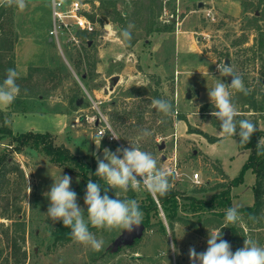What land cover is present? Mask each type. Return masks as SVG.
<instances>
[{"label": "rangeland", "instance_id": "1", "mask_svg": "<svg viewBox=\"0 0 264 264\" xmlns=\"http://www.w3.org/2000/svg\"><path fill=\"white\" fill-rule=\"evenodd\" d=\"M101 1L81 2L88 3L89 13H94L100 10ZM26 2L27 8L16 15L18 25L28 26L34 14H38L41 21L47 19L51 0ZM117 2L118 10L129 19V25H133L131 42H123L115 31L112 34L104 32L107 23L114 29L119 26L113 14L99 17L97 30L82 37L80 48L62 44L63 52L58 47L51 52L52 65L46 70L32 71L33 79H40L41 85L24 84V89L11 104L12 110L4 111V117L11 126V113L23 108L36 112H67L68 124L61 134H53V142L93 165L97 164L96 156L103 158L105 148L113 152L118 148L115 143L102 139L97 149L92 139L97 131L93 118L101 112L127 147L138 143L141 150L152 154L159 167L178 171V174L174 171L170 183L177 192L176 217L179 219L171 221L168 211L159 203L158 214L151 219L155 224L146 227L142 223V234L133 240L125 239V231L98 230L91 226L90 231L103 241L101 251H93L72 238L57 240L54 233L62 221L53 222L46 216L50 201L43 193L50 190L53 179H58L60 174L70 176V188L77 193V203L86 217L87 206L80 194L82 176L50 162L42 151L29 148L12 151L6 147L8 139L0 137V152L7 148L26 178L17 200L19 215L0 214V264H14L15 254L11 247L14 239L19 248L16 259L20 264H192L189 249L194 247L197 253L206 251L209 232L221 228L223 239L225 231L229 230L224 240L230 243L233 253V247L244 246V239L264 246V215L252 223L241 215L236 225L243 228V234L240 233L236 245L229 229L231 224L223 228L225 215L214 213H220L223 208L194 212L190 207L191 197L208 200L214 193L224 190L223 185L240 174L245 162L246 155L239 149L237 140L234 137L224 139L220 134V122L211 115L215 109L208 97V88L211 89L216 81L206 73L208 70L213 77L229 84L228 77H221L217 68V64L229 62V66L242 76L248 92L261 98L264 47H260L259 39L264 36V20L258 19L259 29L252 21L264 11V0L260 6H256L259 0ZM244 6H248L247 10ZM15 9L7 8L3 18L4 28L14 32V37ZM88 43L90 48H87ZM73 59H81V66L76 67ZM87 60L92 68L86 65ZM86 72L92 75L87 84L81 79V74ZM115 75L119 80L114 85L111 77ZM31 91L34 92L31 97H24ZM231 91L239 112L236 120L257 118L258 123L263 121L258 118L261 114L242 104L240 92ZM155 92L160 99L173 103V115L166 116L151 105V100L156 98ZM38 96L41 97L39 101ZM73 97L82 99V104L70 102ZM125 112L130 114L123 115ZM143 129L152 135L138 141ZM208 136L219 138L211 142ZM201 141H204L202 145ZM161 143L165 145L159 149ZM194 173H199L201 184L192 182ZM10 177L17 182L16 172H11ZM254 181V174L246 170L243 182L231 188V207L253 204ZM14 183L11 188L17 190L18 183ZM145 191L143 187L134 191L135 199H143ZM120 196L127 197L125 193H119ZM19 224L25 232L19 231ZM172 243L176 244L178 252L171 250Z\"/></svg>", "mask_w": 264, "mask_h": 264}, {"label": "clouds", "instance_id": "2", "mask_svg": "<svg viewBox=\"0 0 264 264\" xmlns=\"http://www.w3.org/2000/svg\"><path fill=\"white\" fill-rule=\"evenodd\" d=\"M63 3V0H60ZM52 6H58L57 0H51ZM0 7H15L23 12L27 8L26 0H0ZM120 28L107 23L103 30L106 34H112L114 31L125 43H130L132 39L131 28ZM221 77H232L231 84H226L220 79H216L208 70L206 75L216 81L214 86L208 88V97L215 109L211 115L220 122V134L224 139L239 136V144H249L250 138L257 126L264 130V121L257 123L249 119L236 120L239 114L236 105L232 101V91L248 94L243 78L235 72L232 65L224 63L217 64ZM20 78V73L9 68L6 77L0 83V106H10L20 94V87L16 81ZM151 105L160 113L168 116L173 115L175 108L173 103L166 99L151 100ZM111 131V130H109ZM105 131H100L92 139L97 147L100 148L101 141L105 136ZM152 133L146 129L140 131L137 140L151 136ZM113 139H121L112 132ZM264 145V138L258 142V147ZM95 155V154H94ZM122 156V158H121ZM97 169L95 176L104 181V194L101 195L102 185L89 179L86 185L84 204L87 206V216L84 210L77 203V193L70 188L71 177L61 175L58 179H53L54 183L50 190L43 195L50 201L46 216L53 222L62 221L66 228L70 229L72 239L80 244L90 246L93 251H101L103 241L97 239L91 228L112 231L119 229L131 232L134 227L143 223V212L136 199H120L119 193L115 192L116 198L112 199L107 194L108 188L119 189L122 192L129 190L139 191L142 187L151 195H166L171 189L170 177L174 175V169L161 168L157 160L151 153L141 150L137 144H130L128 148H117L115 152L105 148L103 158L96 156ZM140 178L139 180L137 178ZM142 181V182H141ZM31 192V188H29ZM242 219L237 207H229L225 211L224 227L229 224L235 225ZM222 229V228H221ZM220 230L209 232L207 239V249L204 252L197 253L195 248L189 249V259L192 264H264V246H259L251 239H244V246L237 249L234 253L231 251L229 242L222 238ZM173 252H178L176 244L170 245ZM167 255V253H166Z\"/></svg>", "mask_w": 264, "mask_h": 264}, {"label": "trees", "instance_id": "3", "mask_svg": "<svg viewBox=\"0 0 264 264\" xmlns=\"http://www.w3.org/2000/svg\"><path fill=\"white\" fill-rule=\"evenodd\" d=\"M83 1V0H80ZM101 6L99 9L95 10L94 13H87V15L95 22L101 20L100 18L107 17L110 13L113 14V19L118 22L120 28H126L129 25V19L126 20L123 14L118 10V2L117 0H102ZM263 0H259V3L256 6H260ZM252 5V4H251ZM248 6H244V9L247 10ZM5 7H0V83L6 77V72L9 68L15 69V61H14V43L16 40V35L14 37V32L4 28V20L6 13ZM109 9L113 11L110 12ZM100 17V18H99ZM264 20V11H262L261 16H254V20L252 23L258 29L260 28L258 25V19ZM100 22V21H99ZM131 34H133V28H131ZM91 35V34H88ZM260 47H264V36H261L259 39ZM91 45L88 43L87 48H90ZM8 53V55H7ZM73 63L76 67H80L82 64L81 59L74 60ZM87 66L92 65L88 60L86 61ZM47 67H31L29 68V73L27 76L21 77L16 81V83L20 87V91L24 89L23 85L27 83H31V85H41V81L33 79V72L46 70ZM48 73H51L50 71ZM92 75L90 72L82 73L81 79L85 84L91 80ZM29 89H34L29 88ZM34 92H26L24 97H31ZM156 98L160 99L158 93L155 92ZM242 104L248 105L252 107L255 113H259L262 116L258 117L264 121V91L260 93L261 98L258 99L253 94L249 93L244 95L240 92ZM40 96H38V101L40 100ZM31 99V98H29ZM78 98H72L70 102L76 104V100ZM23 103H28V101H24ZM20 111H27V108H23ZM125 114H130L129 112H125ZM116 117V116H115ZM242 120V118H238L237 121ZM253 123L258 124V119L254 118L250 120ZM0 137L8 139L7 148H11L12 151L20 152L23 148L34 149L38 151H42L47 157L48 160L58 166L63 167L66 171L75 174L81 175L83 178V183L80 188V194L85 196L86 185L89 179L94 182H99L101 187V195L104 194V190L107 186H104V181L100 180L97 176H95V172L97 169V164L89 165L84 161L83 157L72 154L66 147L55 145L53 142V134L50 132H34V131H26V132H17L14 133L11 126L9 125L8 119L4 117V111L0 109ZM211 142L217 140L219 137L216 136H208ZM237 140V144L239 149L247 150V157L242 166L241 172L238 176L231 179L229 183L224 184V190L220 191V193H214L208 200L195 199L191 197V210L194 212H199L200 210H216V208H223V210L218 213V211L214 212L215 214H219L220 216L225 215V211L227 208L231 207V188L233 186L238 185L243 182V174L246 170H250L254 176L255 181L253 184V194H254V202L249 206L239 207L238 210L240 214L249 222L252 223L256 221L259 217L264 215V145L258 147V142L261 138H264V131L260 130L257 126V131L253 133L250 138L249 144L242 145L239 144V136H234ZM7 148L0 152V214H10L11 215H19L20 207L18 206L17 200L19 201V194L24 188L23 184L25 183V174L22 169H20L12 160L10 156V151ZM91 168V169H89ZM11 172H16L18 179L13 180L10 177ZM18 183V189L13 190L11 187L13 183ZM14 183V184H15ZM22 185V187L20 185ZM18 192V194H17ZM117 193H125L120 191L119 189H111L108 188L107 194L110 198L115 199ZM127 195L126 198L135 199L136 194L133 190H129L125 193ZM146 196L139 200L138 203L140 205V210L143 212V224L146 227H151L155 224L152 222V218L158 214V204L154 197L146 190ZM177 192L171 189L166 195L160 196L156 195L160 204L164 205L165 209L168 211V216L172 219H179L176 217L178 210V202L176 200ZM120 199H125V197L120 196ZM159 223V222H157ZM160 225L163 227V222L160 221ZM24 227V226H23ZM19 231L22 229L25 232V228H21V225H18ZM231 237H233V242L236 243L238 241V237L240 233L243 234V228L235 225L229 226ZM54 237L59 240H69L71 239L70 229L66 228L63 225V222L60 223L59 230L54 233ZM22 238H24L22 236ZM236 241V242H235ZM14 251V264H20L21 261L17 258V240L14 239L11 245ZM239 249V246L233 247V250L236 251ZM1 254V252H0Z\"/></svg>", "mask_w": 264, "mask_h": 264}, {"label": "crops", "instance_id": "4", "mask_svg": "<svg viewBox=\"0 0 264 264\" xmlns=\"http://www.w3.org/2000/svg\"><path fill=\"white\" fill-rule=\"evenodd\" d=\"M18 14L19 11L15 9L14 25L17 35L14 43L15 69L21 77H24L27 76L31 67H49L52 65L54 61L51 52L57 46L48 34L52 24V4L49 7L46 20L41 21L42 18L38 14L31 15L29 25L26 27L18 25L16 21ZM11 106H0V109L10 111L12 110ZM67 115V112L64 111H13L10 123L14 133L34 131L61 134L68 124ZM203 142L201 141V145ZM242 151L247 157V150Z\"/></svg>", "mask_w": 264, "mask_h": 264}, {"label": "built area", "instance_id": "5", "mask_svg": "<svg viewBox=\"0 0 264 264\" xmlns=\"http://www.w3.org/2000/svg\"><path fill=\"white\" fill-rule=\"evenodd\" d=\"M57 5L55 7L52 6V24L48 31L49 37L62 52V44H69L68 46H78L80 48L83 43L82 37L94 33L98 28L97 22L87 15L90 11V5L80 0H63V3L57 0ZM93 120L95 123L97 122L96 134L100 131H105L106 134L103 139L107 142L115 143L118 148H128L120 139L116 140L111 137L112 132L116 135L117 133L105 115L99 112ZM175 172L178 174V171ZM137 179L139 180L140 178L138 177ZM192 182L201 184L199 173L193 174ZM153 197L158 207H160L157 197Z\"/></svg>", "mask_w": 264, "mask_h": 264}, {"label": "water", "instance_id": "6", "mask_svg": "<svg viewBox=\"0 0 264 264\" xmlns=\"http://www.w3.org/2000/svg\"><path fill=\"white\" fill-rule=\"evenodd\" d=\"M200 5H201V3H200ZM174 20H175L174 18H171V21H174ZM226 65L229 66V62H226ZM118 80H119V76H117V75L111 77V82L114 85L118 82ZM231 80H232V77L229 76L228 77V83L229 84H231ZM187 97H190L189 93H187ZM81 104H82V99H77L76 105H81ZM96 124H97V122H96ZM260 130H262V129H260ZM262 131H264V130H262ZM164 145H165L164 143H161L159 145V149H162L164 147ZM163 158L165 159L166 157L164 156ZM143 229H144V225L141 224L138 227H134V229L131 232L125 231L124 237L127 240H133L134 238L139 237L142 234ZM228 234H229V230H226L224 233V239H227Z\"/></svg>", "mask_w": 264, "mask_h": 264}]
</instances>
